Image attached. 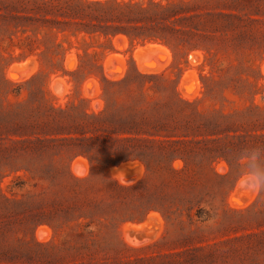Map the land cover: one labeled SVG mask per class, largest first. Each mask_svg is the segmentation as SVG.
<instances>
[{"label":"trees","instance_id":"1","mask_svg":"<svg viewBox=\"0 0 264 264\" xmlns=\"http://www.w3.org/2000/svg\"><path fill=\"white\" fill-rule=\"evenodd\" d=\"M238 4L240 0H0V264L216 263L211 250L215 245L210 244L174 246L167 252L143 255L138 253L151 246L133 250L120 242L103 240L102 244L87 228L92 222H79L85 214L77 205L73 206L77 216H68L67 210L53 203L49 207L35 199L39 195L25 188L26 181L18 173H29L34 189L64 174L81 181L69 171L71 160L78 155L88 159L92 172L94 165L105 168L133 160L143 163L146 174L178 175L202 166L212 171L218 159L240 168L239 160L251 157L248 151L252 146L245 135L237 134L232 124H222L216 116L187 112L199 100L183 99L178 79H170L165 72L145 74L133 69L118 80H109L98 64L106 46L99 40L103 38L110 46L111 39L119 35L131 44L161 42L178 52L200 49L206 53L204 62L209 67L201 81L225 79L235 85L238 94L242 84L251 82L241 77L245 72L231 74L218 54L255 42L257 30L252 26H264V10L258 6L254 14L243 16L220 10ZM257 15L262 18L253 17ZM15 49L19 50L16 55ZM72 49L78 60L68 73L73 81L79 84L91 74L101 79L103 109L98 113L87 112L83 107L86 99L63 107L52 104L48 94L36 86L42 73L20 83L5 77L4 70L11 62L29 57H35L48 72L63 71V59ZM248 69L246 75L256 81L260 74ZM177 160L183 163L180 169L172 167ZM8 177L11 180L3 186ZM112 183L131 189L141 181L130 186ZM192 203L185 209L190 224L200 202ZM109 209L93 204L90 215L106 220ZM152 209L167 221L174 214L165 202L158 208L148 206L145 212ZM117 219L122 218H110L112 222ZM70 220L75 221L73 229L79 238L74 244L36 241L38 226L49 225L54 237ZM191 240L189 235L184 238ZM127 251L137 253L124 256Z\"/></svg>","mask_w":264,"mask_h":264},{"label":"rangeland","instance_id":"2","mask_svg":"<svg viewBox=\"0 0 264 264\" xmlns=\"http://www.w3.org/2000/svg\"><path fill=\"white\" fill-rule=\"evenodd\" d=\"M256 6L259 10H264V0H240V4L235 8H220V10L243 16L254 14ZM253 17L262 18L260 15ZM252 27L257 30L255 42L244 43L236 50L228 49L227 52L218 54L223 60V65L231 68V74L237 70L245 72L241 77L251 82V85L242 84L238 94L235 85L228 83L225 79L218 80L216 77L215 81H201V76L208 75L209 67L204 62V57L207 55L200 49H183L178 52L161 42L131 44L122 35L112 38L110 46L103 38L99 40V43L106 45L103 55L98 59V64H101L107 79L118 80L133 69L145 74L165 72L170 79H178L177 89L183 99L199 100L187 112L196 110L204 116H216L222 124H232V130L237 131V134L245 135L246 142L252 146V149L248 151L251 157L239 160L240 168L230 167L225 160L218 159L212 164V171L207 166H202L189 168L178 175L168 172L146 174L143 163L133 160L105 168L94 165L92 172L88 159L78 155L71 160L69 171L75 179L81 181L71 179L64 174L58 176L53 182L39 183L34 189L31 186L33 181L29 173L20 172L18 174L26 181L25 188L39 195L35 199L43 200L49 207L53 203L54 206L67 210L68 216H77L78 213L73 208L77 205L76 207L85 214V219H80L79 222L83 224L92 222L87 228L97 234L95 240L102 244H104L103 240L120 242L126 248L133 250L151 246L150 249L138 253L142 255L167 252L174 246L193 247L199 244H210L215 245L211 248L217 257L215 264H264V188H261L260 192L245 188V181L255 176L264 180V173L260 175L256 172V170L264 171V26L254 24ZM150 45L159 46L160 52L155 51V54L152 53L149 56L151 51H148L149 55H144L146 48ZM137 48L142 52H138ZM163 48L164 54H161ZM18 52L19 50L15 49L14 55ZM75 52V49L70 50L63 59L62 68L66 73L59 68L48 72L44 66H40L35 57H29L11 62L4 70V74L10 82L20 83L42 73L36 86L48 94L47 97H50L52 104L63 107L67 103H77L80 99H86L87 103L83 107L87 112L98 113L103 109V101L100 98L101 79L99 75L91 74L79 84L73 81L68 73L72 72L78 63ZM77 52L81 53L80 50ZM137 55L145 56V58L149 56L146 59L148 62L137 63V60L139 61L137 57L135 58ZM142 59L145 61L144 58ZM106 61L109 65L105 64ZM16 64H22L20 65L22 69H18L20 67L18 65V68H11ZM140 65L142 68L145 67L146 71L148 69V72L145 68L140 70ZM159 66L164 67L159 68ZM10 68L14 70V73L13 70L10 72ZM153 68L155 72L152 71ZM248 68L260 74L256 81L251 75H246L250 72ZM190 76L194 78L190 80ZM23 94H26L25 91ZM221 115L226 118H221ZM250 160L255 164L250 166L248 164ZM182 165L183 163L177 160L172 167L180 169ZM136 166L139 167L138 170L136 169L138 173L135 170ZM123 170L128 176L123 173ZM114 171L119 172L120 175L117 176ZM10 180L11 177L6 178L3 186ZM113 181L121 186H130L139 181L141 184L135 188L121 189L116 187ZM240 181L241 184L238 185ZM231 194L235 195V198ZM189 201L200 202L193 209L192 224L189 223L185 213ZM162 202H165L174 212L170 221H167L157 209L145 212L148 206L158 208ZM93 204L111 208L106 220L103 216L91 217L90 211ZM197 209L201 210L197 212ZM111 217L122 219L112 222ZM99 221L105 223L107 227L99 224ZM74 225L75 221H66L53 237L52 228L43 224L36 228L34 237L40 243L53 239L58 245L64 240L74 244L79 240L77 232L73 229ZM135 229L137 231L133 232ZM188 235L193 237L190 243L184 241ZM27 236L29 238V234ZM234 238L238 240H232ZM229 240L230 242H225ZM136 253L127 251L124 252V256H133Z\"/></svg>","mask_w":264,"mask_h":264},{"label":"bare ground","instance_id":"3","mask_svg":"<svg viewBox=\"0 0 264 264\" xmlns=\"http://www.w3.org/2000/svg\"><path fill=\"white\" fill-rule=\"evenodd\" d=\"M120 36H121V35H120ZM116 38H117V37H116ZM119 38H120V37H119ZM119 38H118V39H119ZM115 43H116V42H115ZM144 47H146V46H144ZM142 49L144 50V48H142ZM142 49H141V50H142ZM146 49H147L146 53H144V52H143V53H144V55H145V54H146V55H149L150 52L148 53V51H151V54H150L149 56H151L152 53L155 54V51H159V52H160V50H161V48H159V46H156V45H153V46L150 45V46H148ZM146 49H145V50H146ZM159 49H160V50H159ZM145 50H144V51H145ZM137 51H138V48H137ZM152 51H153V52H152ZM163 51H164V48L162 49L161 54H164V53H162ZM138 52H140V50H139ZM141 52H142V51H141ZM141 52H140V53H141ZM147 53H148V54H147ZM157 53H158V52H157ZM157 53H156V55H157ZM135 54H136V52H135ZM137 54L140 55L139 53H137ZM196 54H197V53H196ZM138 55L135 56V58L137 57L136 59H139V61L137 60V63H138V62H139V63H142V62H148L146 59H148L149 56H146V58H145V56H140V57H139ZM194 55H195V54H194ZM111 56L113 57V55H111ZM114 56H115V55H114ZM154 56H155V55H154ZM165 56H166V55H165ZM69 57L71 58V56H69ZM115 58H116V57H115ZM140 58H141V60H140ZM142 58H144L145 61H144ZM167 58H168V57H167ZM67 59H68V58H67ZM67 59H66V60H67ZM72 59H73V57H72ZM72 59H71V60H72ZM113 59H114V57H113ZM33 60H34V59H33ZM108 60H109V59H108ZM114 60H115V59H114ZM69 61H70V60H69ZM109 61H111V60H109ZM140 61H141V62H140ZM166 61H167V60H166ZM166 61H165V62H166ZM24 62H26V61H24ZM26 63H27V62H26ZM28 63L30 64V62H28ZM28 63H27V64H28ZM73 63L75 64V61H74V60H73ZM106 63L108 64V61H106L105 64H106ZM166 63H167V62H166ZM115 64H116V63H115ZM17 65H18V64H16L15 66L12 65L11 68L17 67ZM20 65L22 66V64H19L18 67H19ZM108 65H109V64H108ZM108 65H107V67H109ZM137 65H139V64H137ZM164 65H165V64H164ZM166 65H167V64H166ZM21 66H20L19 68H18V67H17V68L20 69ZM33 66H34V65H33ZM23 67H24V66H23ZM26 67H28V66H26ZM29 67H30V65H29ZM162 67H164V66H159V68H162ZM11 68H10V72L13 70V69L11 70ZM140 68H142L141 65L139 66V69H140ZM144 68H145V67H143L142 70H143ZM21 69H22V68H21ZM153 69H154V70H153ZM153 69H152V71L155 72V71L157 70V67H156V70H155V68H153ZM15 70H16V68H15ZM23 70H24V69H23ZM140 70H141V69H140ZM158 70H159V69H158ZM158 70H157V71H158ZM18 71H19V70H18ZM21 71H22V70H21ZM145 71H146V68H145ZM145 71H143V72H145ZM149 71H150V70H149ZM16 72H17V70H16ZM146 72H148V69H147ZM13 73H14V70H13ZM155 73H156V72H155ZM26 75H27V74H26ZM115 75H116V74H115ZM113 76H114V75H113ZM117 76H118V75H117ZM117 76H116V77H117ZM116 77H115V78H116ZM188 77H189V75H188ZM191 78H192V76H190V80H191ZM193 78H194V77H193ZM193 78H192V79H193ZM117 79H118V78H117ZM185 79H187V78H185ZM61 81H62V80H61ZM91 81H92V80H91ZM188 81H189V80H188ZM93 82H94V81H93ZM186 82H187V81H186ZM90 83H91V82H90ZM182 83H183V82H182ZM192 83H193V82H192ZM184 84H185V81H184ZM180 86H181V85H180ZM196 87H197V86H196ZM183 90H184V89H183ZM194 90H195V89H194ZM195 92H196V90H195ZM195 92H194V93L192 92V93L195 94ZM183 94H184V93H183ZM193 94H191V95H193ZM186 97H188V96H186ZM189 97H190V96H189ZM74 162H75V165H76V161H74ZM74 162H73V163H74ZM77 162H79V161L77 160ZM79 163H80V162H79ZM77 164H78V163H77ZM129 165H130V164H129ZM134 165H137V164L134 163ZM121 166H122V165H121ZM125 166H126V165H125ZM131 166H132V165H131ZM137 166H139V165H137ZM137 166H136V168H135V167H133V168H135V170H136V169L138 170L139 167L137 168ZM72 167H73V166H72ZM127 167H128V166H127ZM84 168H85V167H84ZM122 168H123V167H122ZM125 168H126V167H125ZM125 168H123V169H125ZM133 168H132V169H133ZM126 169H127V168H126ZM115 170H118V169H115ZM130 170H131V169H130ZM137 170H136V171H137ZM120 171H121V168H120ZM123 171H124V170H123ZM131 171H132V170H131ZM133 171H134V170H133ZM133 171H132V172H133ZM139 171H141V170L139 169ZM114 172H115V174L117 173V174H116L117 176L120 175V174H118L119 172H116V171H114ZM126 172H128V170H127ZM129 172H130V171H129ZM123 173H125V171H124ZM123 173H122V174H123ZM134 173H135V171H134ZM137 173H138V171H137ZM129 174H130V173H129ZM125 175L128 176V174H126V173H125ZM249 176H250V175H249ZM244 177H245V176H244ZM244 177H243V178H244ZM243 178H242V179H243ZM239 184H241V181H240V183H238V185H239ZM231 195H233V194H231ZM233 196H234V198H235V195H233ZM233 196H232V197H233ZM229 201H230V200H229ZM231 203H234V202H231ZM233 205H234V204H233ZM234 206L239 207V206H237V205H234ZM234 206H233V207H234ZM141 226H142V225H141ZM125 227H126V226H125ZM125 227H124V229H125ZM139 227H140V226H139ZM132 228H134V227H132ZM143 228H144V226H143ZM39 229H40V228H39ZM129 229H130V228H129ZM129 229H128V230H129ZM40 230H41V229H40ZM126 230H127V229H126ZM138 230H140V228H139ZM129 231H130V230H129ZM131 231H132V229H131ZM134 231H137V230L135 229V230H133V232H134ZM143 232H144V231H143ZM143 234H144V233H143ZM144 236H146V235H144ZM145 238H146V237H145ZM146 244H147V243H146Z\"/></svg>","mask_w":264,"mask_h":264},{"label":"clouds","instance_id":"4","mask_svg":"<svg viewBox=\"0 0 264 264\" xmlns=\"http://www.w3.org/2000/svg\"><path fill=\"white\" fill-rule=\"evenodd\" d=\"M245 188L250 191L260 192V189L264 188V180H262L259 176H255L250 180L245 181Z\"/></svg>","mask_w":264,"mask_h":264}]
</instances>
